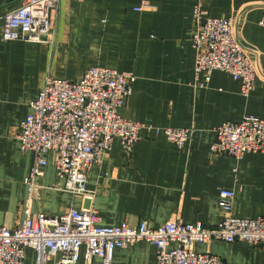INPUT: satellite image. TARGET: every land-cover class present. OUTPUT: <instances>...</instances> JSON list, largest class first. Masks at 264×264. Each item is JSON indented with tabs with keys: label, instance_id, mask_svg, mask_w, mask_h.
<instances>
[{
	"label": "crops",
	"instance_id": "0c3cea01",
	"mask_svg": "<svg viewBox=\"0 0 264 264\" xmlns=\"http://www.w3.org/2000/svg\"><path fill=\"white\" fill-rule=\"evenodd\" d=\"M24 1L0 0V228H14L25 218L24 180L33 155L22 153L15 132L30 103L47 78L77 82L94 67L136 77L120 115L146 129L130 154L115 141L104 162L92 167V198L59 189L65 181L50 153L42 179L46 189L32 206L33 220L40 212L60 216L93 207L102 227L142 222L153 229L170 222L215 227L224 218L222 189L235 194L234 217L264 218V153L236 160L212 152L217 127L248 116L264 120V28L259 24L264 0L204 1L209 17L234 20L236 38L250 51L258 75L248 97L229 73L197 77L191 44L197 0H61L46 43H4L5 15ZM168 128L193 131L183 149L167 139ZM195 251L209 252L224 264H264V246L246 242L214 241L197 244ZM54 263L49 258L48 264ZM156 263L157 249L148 242L115 251L114 264ZM25 264H36L34 251H26ZM78 264L102 263L87 260L82 250Z\"/></svg>",
	"mask_w": 264,
	"mask_h": 264
},
{
	"label": "built area",
	"instance_id": "2783aa9c",
	"mask_svg": "<svg viewBox=\"0 0 264 264\" xmlns=\"http://www.w3.org/2000/svg\"><path fill=\"white\" fill-rule=\"evenodd\" d=\"M61 0H25L21 7L5 15L4 43L20 41L46 43L52 33V13ZM205 0H197L193 11L195 29L191 44L195 52L197 77L207 79L215 71L231 74L241 83L248 97L254 90L258 70L234 33L233 19L209 17ZM264 28V15L259 22ZM132 73L109 68L89 69L77 82L47 78L30 113L15 132L22 153L33 155V165L24 182L28 195L25 218L14 228H0V264H25L26 251L36 254V264H78L82 250L87 260L99 259L114 264L115 251L136 243L148 242L157 249L156 264H224L209 253H197V244L246 242L264 246V218L240 219L233 215L235 194L222 189L219 205L223 220L215 227L170 222L157 229L146 222L130 227L100 226L98 211L71 210L60 216L43 212L32 218V206L41 199L48 155L55 154L57 175L65 181L59 189L92 198L88 190L89 172L101 165L119 141L130 154L140 140L143 123L126 120L120 110L132 95ZM151 129V128H149ZM192 130H164L167 139L183 149ZM212 152L242 160L247 154L264 153V120L245 117L239 123H224L215 129ZM176 245L175 248H171Z\"/></svg>",
	"mask_w": 264,
	"mask_h": 264
}]
</instances>
